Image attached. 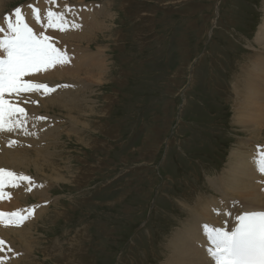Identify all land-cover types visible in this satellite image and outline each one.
<instances>
[{"label":"rangeland","instance_id":"1","mask_svg":"<svg viewBox=\"0 0 264 264\" xmlns=\"http://www.w3.org/2000/svg\"><path fill=\"white\" fill-rule=\"evenodd\" d=\"M25 1L11 0L5 10ZM85 1H66L89 7V18L64 32L49 28L52 43L74 47L64 38L88 34L111 6L112 31L101 29L89 48L107 69L102 84H77L97 100L82 121L89 130L77 133L84 139L63 132L62 118L47 123L63 133L55 174L66 180L54 185L50 209L33 227L38 242L26 264H69L71 247L76 264H161L169 239L189 218L185 204L213 192L208 175L222 171L246 136L233 121L234 87L248 58L260 55L251 43L264 0Z\"/></svg>","mask_w":264,"mask_h":264},{"label":"bare ground","instance_id":"2","mask_svg":"<svg viewBox=\"0 0 264 264\" xmlns=\"http://www.w3.org/2000/svg\"><path fill=\"white\" fill-rule=\"evenodd\" d=\"M10 1L0 0V26L6 27V16L15 20V10L17 8H13L8 13L5 10ZM29 1L26 0L18 7L21 9L25 22L37 34L44 32L53 39V30L44 26L47 23L45 15L49 8L56 12L71 13L72 18H66L70 21H85L89 18L88 14L83 12L90 11L89 7H69L66 4L67 0H55V3H49V0H34L33 3ZM71 1L76 5L86 3L85 0ZM262 4H264V1ZM108 7L109 5L105 3L104 8ZM70 8L71 11H68ZM36 9H39V22L35 18ZM262 9V21L254 40L256 45L251 43V48L258 51L260 55L254 53L255 56H250L254 58H248L245 65H243L240 81L234 87L237 96V104L234 105H237V107H234L235 118L233 121L246 136H240L242 140L235 143L222 171L216 175H208L207 181L214 193L210 192V195H204L205 191L194 200L186 201L185 205L188 209L189 218L179 223V228L169 239L166 246V258L161 264H215L214 259L207 253L208 247L203 246L207 239L203 233V225L224 227L227 221V227L230 231L237 223L234 219L235 215L245 210H264V174L258 171L256 163L260 153L264 152V7ZM99 10V8H96V12H99ZM100 16L99 23L92 21L89 24L92 31L85 36L75 37L73 40L70 37L64 38L65 42L74 47H70L68 44L59 46L54 43L57 48L68 53L71 58L69 63L57 65L48 71H43V75L36 73L25 77L26 80L45 83L49 87L64 85V83L69 85V87L57 88L54 93L46 95L43 94V89L22 94L21 101L32 99V101L39 102V104H33L30 101L18 104V107L24 108L27 112L29 119L26 127L29 132L34 134L26 135L19 129L11 133H0V167L31 176L36 184L43 185V187H34L31 192H28L30 195L26 193V190L24 191L27 182H23L18 188L6 187L4 189L5 192H11L10 194H14L13 196L16 195V198H12V200L0 199V211L14 212L33 206H35V211L34 215L20 227L0 225V238L5 241L3 250L0 251V262L2 264L33 262L31 258L34 257L32 256L34 255V247L37 246L38 242V236H36L37 233L34 232L33 227L43 214L50 209V203L48 206H43V202L51 201L53 198L51 191L54 185L66 180L65 176L58 178L60 172L56 173L58 175L55 174L56 171H61L58 168L57 159L61 154L60 144L62 143L59 142V139L63 136V133L61 131L62 134L57 133V128L48 130L47 123L62 118L67 124L64 125V127H67L63 132L68 135L71 133L77 134L80 132V127L89 130L88 126L83 125L84 122L82 121L85 117L88 116L87 118H89L95 113L97 100L89 98V95L87 97L85 93L81 94L83 92L78 90L80 85L77 84L79 82L84 84H86L85 82H88V84L93 82L96 86L97 83H103L102 76L105 73L106 65H104L102 56L96 53L98 50L93 52L90 49L93 42L97 40L101 29V31L104 30L103 32L112 31L115 11L110 6L107 13H104L101 9ZM110 19L112 24L108 22ZM55 31H58V29ZM96 31H98V34L96 33L97 35L94 36L93 33ZM2 35L0 33V36ZM100 50L104 53L107 52L106 48ZM93 54L97 56L95 57ZM91 94H94V91ZM6 98L9 97L6 95ZM11 99L15 100L16 98L13 96ZM56 111L61 112V115L56 116L53 114ZM36 117H46V119L38 120L35 119ZM54 124L52 125L54 126ZM51 126L48 128H51ZM69 128L70 132L67 131ZM76 137L84 139L83 136H78V134ZM13 140L18 141V143L9 147V142ZM31 169L35 171V174L30 173ZM49 170L51 171L49 172ZM31 197H36L39 200L35 204H29L27 200ZM229 211L233 213L232 216L227 215ZM70 251L69 259L71 262L69 264H76L71 258L74 255L75 247H71Z\"/></svg>","mask_w":264,"mask_h":264},{"label":"snow or ice","instance_id":"3","mask_svg":"<svg viewBox=\"0 0 264 264\" xmlns=\"http://www.w3.org/2000/svg\"><path fill=\"white\" fill-rule=\"evenodd\" d=\"M49 3H55V0H49ZM35 12V18L39 22V9ZM45 19L46 28L67 31L69 28L81 27L74 20L66 19L65 12H56L51 8L47 10ZM5 24L6 27L0 26V33L3 34L0 36V133H11L19 129L26 135H33L34 133L29 132L26 127L29 119L27 112L18 107L19 103L29 102L20 100L22 94L43 89V94L46 95L69 85L49 87L45 83L26 80L25 77L69 63L71 58L66 51L52 43L51 36L44 32L37 34L25 22L20 8L15 10V20L9 16L5 17ZM6 95L9 98H6ZM13 96L15 100L11 99ZM35 119L43 120L46 117ZM17 143L15 140L10 141L9 147ZM256 163L258 171L264 174V152L260 153ZM23 182H27L28 192L34 187H43L36 184L31 176L0 167V199H11V194L4 189L18 188ZM34 211L35 206L14 212L0 211V225L20 227L34 215ZM227 215L232 216L233 213L229 211ZM234 219L237 223L230 231L227 221L224 227L203 225V233L210 242L208 255L214 259L215 264H264V210H245L235 215ZM4 245L5 241L0 238V251Z\"/></svg>","mask_w":264,"mask_h":264}]
</instances>
